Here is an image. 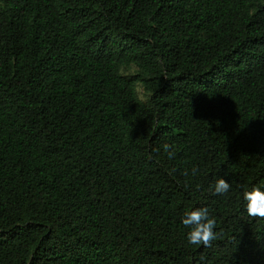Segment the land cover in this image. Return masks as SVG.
I'll use <instances>...</instances> for the list:
<instances>
[{
  "label": "trees",
  "instance_id": "obj_1",
  "mask_svg": "<svg viewBox=\"0 0 264 264\" xmlns=\"http://www.w3.org/2000/svg\"><path fill=\"white\" fill-rule=\"evenodd\" d=\"M261 182L264 0H0V264H264Z\"/></svg>",
  "mask_w": 264,
  "mask_h": 264
},
{
  "label": "clouds",
  "instance_id": "obj_2",
  "mask_svg": "<svg viewBox=\"0 0 264 264\" xmlns=\"http://www.w3.org/2000/svg\"><path fill=\"white\" fill-rule=\"evenodd\" d=\"M143 99V97H141ZM173 145L164 144L163 149L171 159L174 156ZM159 151V149H156ZM198 172L196 167L192 168V175ZM187 175V173H185ZM215 195H226L231 190V185L223 178L217 179L213 185ZM245 210L249 216L264 218V182L255 186L251 191L243 192ZM182 224L190 228L186 239L189 245L209 246L217 238L215 232L216 220L210 216L207 207L188 210L182 217Z\"/></svg>",
  "mask_w": 264,
  "mask_h": 264
},
{
  "label": "rangeland",
  "instance_id": "obj_3",
  "mask_svg": "<svg viewBox=\"0 0 264 264\" xmlns=\"http://www.w3.org/2000/svg\"><path fill=\"white\" fill-rule=\"evenodd\" d=\"M121 74L123 76L126 77H133V76H137L140 74V70L138 67H136L135 65H131V66H124L121 69ZM136 92L138 97L141 99V97H143V99H141L144 103H148L149 101V94H147V92L145 91L143 85L141 83L137 84L136 86Z\"/></svg>",
  "mask_w": 264,
  "mask_h": 264
}]
</instances>
